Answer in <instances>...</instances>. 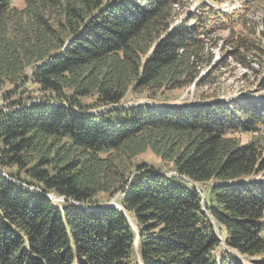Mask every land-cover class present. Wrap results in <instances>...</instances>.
<instances>
[{
  "label": "trees",
  "instance_id": "obj_1",
  "mask_svg": "<svg viewBox=\"0 0 264 264\" xmlns=\"http://www.w3.org/2000/svg\"><path fill=\"white\" fill-rule=\"evenodd\" d=\"M187 1L0 0V264H264V100L123 106L242 22Z\"/></svg>",
  "mask_w": 264,
  "mask_h": 264
},
{
  "label": "rangeland",
  "instance_id": "obj_2",
  "mask_svg": "<svg viewBox=\"0 0 264 264\" xmlns=\"http://www.w3.org/2000/svg\"><path fill=\"white\" fill-rule=\"evenodd\" d=\"M13 4L16 8L22 9L24 0H13ZM200 4H206L222 14L240 17L242 22L213 36V41L205 50L209 62L199 68L198 75L192 85L166 92L156 98L150 97L146 91L131 92L125 98L123 106L149 105L166 108L169 106L202 105L215 101L244 103L249 97L250 99L261 98L264 100V92H256L258 80L264 77V0H189L180 10V20L187 17V12L197 14ZM240 41H244V43L237 45ZM242 45L246 46L240 47ZM10 89L11 87H8L6 90ZM25 96H30L34 100L41 99V94L32 85L27 86ZM4 106L5 102L0 94V108ZM258 137H264V133L258 134ZM241 138L243 142H247L251 136L247 135ZM135 163H146L149 166L162 169L168 176L175 175L173 172L167 171L168 165L150 151L138 157ZM257 179L263 178L260 176ZM195 186L199 188L203 199L206 200L209 190L205 189L204 185L196 184ZM110 203L117 204L116 198ZM213 226L223 241L225 237L223 229L214 221ZM218 253L220 252L218 251ZM222 256H224V252L221 251L218 257L223 258ZM244 264L250 263L244 258Z\"/></svg>",
  "mask_w": 264,
  "mask_h": 264
},
{
  "label": "water",
  "instance_id": "obj_3",
  "mask_svg": "<svg viewBox=\"0 0 264 264\" xmlns=\"http://www.w3.org/2000/svg\"><path fill=\"white\" fill-rule=\"evenodd\" d=\"M51 199L55 200V201H65L63 198H55V197H50ZM107 208H115V209H119L121 210V208L115 204V203H110Z\"/></svg>",
  "mask_w": 264,
  "mask_h": 264
}]
</instances>
